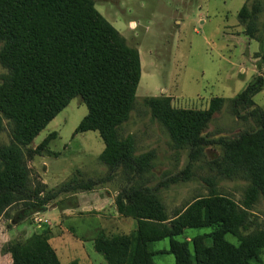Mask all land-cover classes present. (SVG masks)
Here are the masks:
<instances>
[{"label": "trees", "instance_id": "1", "mask_svg": "<svg viewBox=\"0 0 264 264\" xmlns=\"http://www.w3.org/2000/svg\"><path fill=\"white\" fill-rule=\"evenodd\" d=\"M261 3L246 2L238 17L245 34L260 42L264 59ZM0 44V62L8 70L0 81V217L15 203H24L26 215L41 212L75 188L68 183L48 190L44 183H35L26 149L74 97L81 96L88 113L76 132L98 131L105 143L100 159L111 174L123 169L133 175L115 203L122 215L137 220L136 232L94 237L95 250L108 264H156L150 244L163 239L169 240L176 264H254L261 259L264 224L254 207L264 199V109L254 97L264 89L262 72L237 96L212 98L207 109L176 108L168 96L146 98L173 142L189 151V164L174 181L188 178L190 167L206 150L218 148V155L207 162L212 173L247 183L244 198L236 201L216 188V177H208L209 194L171 215L158 186L134 183L148 169L149 156L137 154L134 136L123 131L137 105L139 49L100 13L95 0H0ZM225 104L238 119L253 120L254 126L233 136L211 135L210 122ZM5 132L9 141L1 139ZM95 184L89 179L76 187L85 190ZM50 233L44 227L13 243L9 252L14 264H62Z\"/></svg>", "mask_w": 264, "mask_h": 264}, {"label": "rangeland", "instance_id": "2", "mask_svg": "<svg viewBox=\"0 0 264 264\" xmlns=\"http://www.w3.org/2000/svg\"><path fill=\"white\" fill-rule=\"evenodd\" d=\"M254 1L95 0L100 13L139 49L141 79L137 105L123 131L134 136L137 154L149 156L148 169L134 183L146 182L151 187L158 186L171 215L196 197L209 194L208 177H216V188L236 201L244 198L247 183L222 180L215 172L212 173L207 162L218 155V148L207 149L206 156L190 167L188 178L174 181L172 178L187 168L189 151L173 142L166 128L153 117L145 100L152 96H168L176 108L207 109L212 98H233L259 72L264 74L260 42L245 34V27L238 17L242 6L246 2L251 5ZM261 2L258 21L260 32L264 33V0ZM260 63L262 69L258 68ZM7 72L0 62V81ZM254 100L264 109V90ZM87 113L88 107L82 97H74L26 149L35 183H44L48 190L59 189L68 183L75 187L56 199L60 209L76 205L72 194L80 189L76 187L80 182L95 180L98 184L84 191L99 193V196L109 194L116 201L122 189L130 185L133 176L130 173L126 175L123 169L111 174L100 159L105 143L98 131L76 132ZM250 126H254L253 120L238 119L225 104L210 122L207 131L214 137L233 136ZM48 137V144L39 148ZM1 139L9 141L8 134L3 133ZM23 205H11L0 217V264H14L10 246L43 232L44 227L51 231L50 243L62 264L73 261L79 264H108L104 256L95 250L91 237L100 233H134L131 223L121 230L115 228L113 222L103 225L94 217L97 213L95 209L84 214L83 219L78 218V214L82 213L71 209V217L60 220L54 219V215H60V210L54 214L46 209L42 214L26 215ZM93 206L96 208L94 201ZM254 214L264 224L263 198L255 205ZM41 216L50 222H39ZM61 230H65L67 235L60 236L63 235ZM82 239L84 243L80 242ZM228 239L238 243L233 235H228ZM150 248L154 251L156 264H176L174 255L168 251V239L155 241ZM164 249H167L166 252ZM254 264H264V253Z\"/></svg>", "mask_w": 264, "mask_h": 264}, {"label": "crops", "instance_id": "3", "mask_svg": "<svg viewBox=\"0 0 264 264\" xmlns=\"http://www.w3.org/2000/svg\"><path fill=\"white\" fill-rule=\"evenodd\" d=\"M72 195H74L73 200L76 203V205H74L72 207L63 206V209H60L58 203L57 204L53 203L46 208V209L53 211V214L55 213L56 210L61 211L60 215H58V214L54 215V219L63 220V217L64 218L71 217L70 216L71 213L69 212L71 209H73L74 212L79 211L80 213H82V214H78V218L83 219L84 214H87V212H92L95 209L94 211L97 213L94 214V217H97L99 222L102 223L103 225L104 224L105 225L110 224V222H113L114 227L118 228V230H121L122 228H125L124 226H126L127 223H131L133 228H134L133 231L136 232L137 227H138L137 220L136 219L130 220V219H132V217L124 216L118 211L114 196H109V194H107V196H99V193H95V192H89L88 193V192L84 191V189H79L78 191L74 192V194H72ZM93 201L95 202L96 208H93L94 207ZM39 213L42 214V211L38 212V214ZM92 214L93 213H91L90 215H92ZM41 220L46 221V222H50L47 219H43L42 216H41ZM38 225L42 227L41 223H39ZM84 226L85 225H82V227H84ZM101 227H104V226H101ZM51 228H52V226H51ZM61 231H63V235L60 234V236L67 235L65 233V230H61ZM53 232H54V230H53ZM91 239H93V243H94V238L91 237ZM163 240H167V239H163ZM80 242L84 243L85 240L82 239V240H80ZM168 242H169V240H168ZM159 250H161V249H159ZM166 250L167 249H164L165 252H166Z\"/></svg>", "mask_w": 264, "mask_h": 264}, {"label": "built area", "instance_id": "4", "mask_svg": "<svg viewBox=\"0 0 264 264\" xmlns=\"http://www.w3.org/2000/svg\"><path fill=\"white\" fill-rule=\"evenodd\" d=\"M42 220H39V222H41Z\"/></svg>", "mask_w": 264, "mask_h": 264}]
</instances>
